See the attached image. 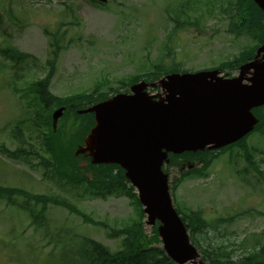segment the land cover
<instances>
[{"label": "rangeland", "instance_id": "1", "mask_svg": "<svg viewBox=\"0 0 264 264\" xmlns=\"http://www.w3.org/2000/svg\"><path fill=\"white\" fill-rule=\"evenodd\" d=\"M210 1L108 0L104 6H97L89 0H0V43L37 61L25 72V80L16 82L19 89L25 90L47 72L46 30L65 37L50 84L54 96L91 92L95 84L106 82L101 91H122L120 83L127 82V77L146 74L156 65L169 68L176 65L181 72L196 73L222 66L253 45L246 37H234L228 32L230 20L236 23L238 20L219 5L212 6ZM182 3L188 8L189 19L181 17V21L193 24L173 31V19L178 17ZM224 73L237 75L234 69ZM11 82L10 64L0 58V146L13 151L18 144L12 139V129L25 117L33 119V114L25 108L28 99L18 97L11 89L14 85ZM77 124L71 114L57 123L56 130L62 129L56 142L57 154L63 159L70 156L63 146L70 142L69 135ZM23 135L33 145H40L39 154L47 158L39 143L47 134L37 141L33 124L27 122ZM246 144L254 158L253 166L235 148L211 158L204 176L181 181L179 175L180 167L201 170L203 163L180 162L179 167L165 168L173 203L185 212L201 211L210 224L199 237L201 244L222 242L234 258L241 257L244 250L254 245L264 246V133H253ZM32 162L36 164L38 160ZM42 173L40 167L33 170L0 154V185L65 199L81 213L48 204L45 224L41 227L33 225L18 207L0 202V264H62V259L57 258L65 235L74 241L85 236L111 251L116 250L119 239L108 238V230L86 220L105 222L111 230L120 229L137 219L138 211L133 203L123 193L109 195L104 200L78 198L76 193L69 192L64 180L57 185L43 180ZM218 218L231 220L219 225L215 224ZM144 229L146 239H152V228L144 225Z\"/></svg>", "mask_w": 264, "mask_h": 264}, {"label": "trees", "instance_id": "2", "mask_svg": "<svg viewBox=\"0 0 264 264\" xmlns=\"http://www.w3.org/2000/svg\"><path fill=\"white\" fill-rule=\"evenodd\" d=\"M225 1L212 0L210 4L212 6L219 5L220 9L222 8L230 12L233 18L238 20L240 25L239 27H235V34L237 32L238 34L244 35L251 40L253 45L239 52L234 60L223 63L221 68L223 72L225 69L229 70L233 68L237 70L241 64L251 61L254 58L256 49L264 42V14L257 8L253 1L227 0L228 4L223 7ZM187 9V7L184 8L183 3L180 5V11L176 14L178 17L173 19L175 29L182 25L186 26L190 24L188 20L181 21V17L189 19ZM44 34L50 39L48 48L51 50L50 58L44 63L48 68L47 73L42 78L31 82L25 90L19 89L16 82L25 80V72L30 70L29 67L33 64L35 66L37 63L36 59L28 54L18 52L10 46H0V57L11 63V84H14L11 89L18 94V97H22L23 100L28 99V101L24 102L25 108L27 111H31L30 114H33V119L35 118L34 122H32L33 119L25 117L19 121V124L14 126L11 131V136L17 142L18 147L11 151L4 146H0V154L11 160L21 161L29 165V168L33 170L36 167H40L43 171L42 179L45 181H52L59 185L62 183L60 181L64 180L63 183L69 188V192L76 193L78 198L85 196L87 198H100L104 200L109 195L123 193L138 211L137 219L120 229L111 230V227L109 228L105 222L93 221L87 218L86 221L92 225L100 226L108 230V238L119 239L120 243L116 250L111 251L103 244L85 236H79L78 240L74 241L72 237L68 238L65 235L64 239L60 242V253L58 254L57 260L61 258L62 264H174L159 246L160 241L156 227L152 229V239H146L143 212L136 195L133 193V189L124 178V172L116 165L88 164L85 168H80L78 164L80 163L79 159L81 157L74 156L76 148L78 145H82L84 138L94 126V117L92 114L78 115L76 111L106 101L111 97V94L118 93L119 91H101L106 83H108L106 82L105 84H95L91 92L75 94L68 97L54 96L50 92V84L56 71L59 52L64 48L65 37L62 35L59 39L56 34H50L46 30ZM176 72H180L176 65L171 68L156 65L152 71H148L146 74L127 77V82H122L120 85L122 88H126V86H130L143 79L145 81H154L160 76ZM59 107H66L63 118L71 114L74 117V121H78L77 127L69 135L68 140L70 142L63 146L64 151L70 155L67 159H63L57 154L56 142L62 129L58 128L56 131H53L51 127V115ZM253 113L259 118L256 131L263 134L264 106L255 109ZM27 122L33 124V130L37 133V141H40L38 139L42 135L47 134V137L39 142L42 144L47 158L39 154L40 145H33L32 140L23 137V130L26 129ZM42 130H45V133ZM246 139L243 138L236 144L220 150L219 153L218 151H211L195 154L184 153L179 156L169 155V163L166 165V168L169 169L172 166L179 167L181 165L180 162L203 163L201 170L196 168L183 170L180 167L179 175L181 181L190 177L204 176L207 167L206 164L210 163L211 158L219 156L218 154H221V152L235 150V148L241 150L244 153L247 164L253 166L254 158L248 148L249 146L246 144ZM61 144L64 145L63 142ZM32 159L38 160V162L34 164ZM84 161L88 162L89 159L87 158ZM0 202L18 207L30 217L33 225L41 227L45 224V209L48 204L61 206L69 212L78 215L81 213L65 199H59L51 195H35L19 188L4 187L2 185H0ZM175 209L189 230L191 243L198 250L203 264H264V246L262 245H254L244 250L241 257L236 258L227 252L222 242H217L216 244L209 243L207 246H203L199 237L204 235L205 229L210 224H207L202 216V212L199 210L185 212L177 204H175ZM229 220L231 218H218L215 224L220 225ZM202 243L206 244L205 240Z\"/></svg>", "mask_w": 264, "mask_h": 264}, {"label": "water", "instance_id": "3", "mask_svg": "<svg viewBox=\"0 0 264 264\" xmlns=\"http://www.w3.org/2000/svg\"><path fill=\"white\" fill-rule=\"evenodd\" d=\"M253 1L264 12V0ZM249 71L252 76L245 79ZM218 74L167 76L166 82L160 81L166 94L158 102L143 92L146 85L140 83L131 87V95H117L78 111L93 114L95 126L76 155L87 154L92 164H115L124 170L146 224H160L163 250L176 264L194 263L199 255L173 207L162 165L169 153L217 150L254 129L258 120L251 111L264 105V44L254 61L240 67L239 77L224 79ZM62 111L53 113V127Z\"/></svg>", "mask_w": 264, "mask_h": 264}, {"label": "bare ground", "instance_id": "4", "mask_svg": "<svg viewBox=\"0 0 264 264\" xmlns=\"http://www.w3.org/2000/svg\"><path fill=\"white\" fill-rule=\"evenodd\" d=\"M194 264H197L196 261L194 262Z\"/></svg>", "mask_w": 264, "mask_h": 264}]
</instances>
